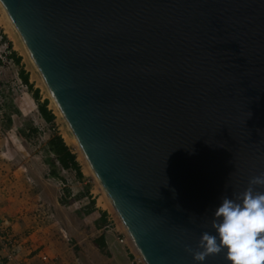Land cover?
<instances>
[{
    "label": "water",
    "instance_id": "1",
    "mask_svg": "<svg viewBox=\"0 0 264 264\" xmlns=\"http://www.w3.org/2000/svg\"><path fill=\"white\" fill-rule=\"evenodd\" d=\"M0 2L145 263L194 264L264 172V0Z\"/></svg>",
    "mask_w": 264,
    "mask_h": 264
},
{
    "label": "rangeland",
    "instance_id": "2",
    "mask_svg": "<svg viewBox=\"0 0 264 264\" xmlns=\"http://www.w3.org/2000/svg\"><path fill=\"white\" fill-rule=\"evenodd\" d=\"M12 52L20 58L18 64L14 62ZM21 71L27 75L31 89L22 82ZM34 90H38L37 99L34 97ZM45 99L48 100L47 109L55 115L51 123L44 121L38 111V104ZM53 135L61 136L71 152L75 154L82 172L81 178H78L73 170H63L59 164H56L54 155L48 150V140ZM76 147L64 118L55 106L40 74L0 6V188L7 182H4L7 170H17L18 175L13 177L11 182L14 188L15 186L24 188L26 180L29 183V178L24 179L28 173L25 169L27 167L25 161L28 156H38L37 158L44 160L50 159L53 162L54 171H57L59 175L57 178H53L54 182L60 187L62 194L65 196L67 188H71V191L76 194V200L79 198L77 194H81L76 206L72 205L69 212L73 216L77 215L82 218V227L84 223L90 225L91 222L83 220L87 216L84 213L85 209L80 211L74 209L78 206L84 207L86 203L93 200L94 215L91 218L98 220L99 226H97L98 231L92 229L90 236L98 237L106 230L101 229L105 225L123 232L122 224L119 222L114 208L104 197L96 177L86 169V164ZM47 168L49 169L50 166ZM47 168H44L46 173H48ZM20 174L25 175L23 179H20ZM6 185L9 183L7 182ZM19 195L18 200L26 198L23 194ZM35 201L37 202V197H35ZM64 201L67 203L69 200L66 198ZM96 210L105 212L104 220L99 218ZM49 220L54 223L52 218ZM1 232L6 233L5 230H1ZM135 260L138 261L137 256ZM138 264H142V262L139 261Z\"/></svg>",
    "mask_w": 264,
    "mask_h": 264
},
{
    "label": "crops",
    "instance_id": "3",
    "mask_svg": "<svg viewBox=\"0 0 264 264\" xmlns=\"http://www.w3.org/2000/svg\"><path fill=\"white\" fill-rule=\"evenodd\" d=\"M37 157L26 158L27 177L20 174V179L24 177L30 181L26 180L24 188H14L11 183L18 175L17 170H7L4 175V182L9 185L6 182L0 188V231L10 234L13 243L7 248L0 246V264H134L131 253L107 230L99 235L103 236L105 243V247L99 249L95 242L99 236H90L92 229L98 231L99 225L98 220L91 218L94 211L87 206L89 202L85 208L78 206L74 209H85L87 216L83 220L91 222L82 227V218L69 212L81 194H77L79 198L76 200V194L67 188L69 195L64 196L54 182L53 178L59 176L57 171L56 175L52 174L54 166L47 159ZM19 194L26 198L18 200ZM66 198L67 203L64 202ZM96 212L100 218L103 211ZM51 218L54 223L50 222Z\"/></svg>",
    "mask_w": 264,
    "mask_h": 264
},
{
    "label": "clouds",
    "instance_id": "4",
    "mask_svg": "<svg viewBox=\"0 0 264 264\" xmlns=\"http://www.w3.org/2000/svg\"><path fill=\"white\" fill-rule=\"evenodd\" d=\"M264 172L253 176L249 186L234 198L222 197L211 212L214 234L201 233L196 249H186L194 264L223 253L228 264H264Z\"/></svg>",
    "mask_w": 264,
    "mask_h": 264
},
{
    "label": "trees",
    "instance_id": "5",
    "mask_svg": "<svg viewBox=\"0 0 264 264\" xmlns=\"http://www.w3.org/2000/svg\"><path fill=\"white\" fill-rule=\"evenodd\" d=\"M9 46V45H8ZM12 55L14 57V62L16 64L19 63L20 58L15 55L14 52H12ZM20 77L22 79V82L31 89V84L28 82L27 75L21 71L20 72ZM34 97L37 99L38 98V90H34ZM47 103L48 100L45 99L43 102L38 104V111L44 121L51 123L55 115L47 109ZM48 150L49 153L53 154L55 157V160L58 162V164L61 166L63 170H73L78 178L82 177V172L80 170V166L78 162L76 161V156L71 152L69 147L65 144L63 141L62 137L59 135H53L49 140H48ZM51 165H53V162L50 159H47ZM53 175L55 174V171H52ZM66 193L65 195H69V190H65ZM66 203V201H64ZM93 207V200L89 201V209H92ZM88 209V210H89ZM87 210V211H88ZM101 220L105 219V212H102L100 214ZM96 244L98 245L99 249H102V247H105L104 239L103 236H99L95 240Z\"/></svg>",
    "mask_w": 264,
    "mask_h": 264
},
{
    "label": "built area",
    "instance_id": "6",
    "mask_svg": "<svg viewBox=\"0 0 264 264\" xmlns=\"http://www.w3.org/2000/svg\"><path fill=\"white\" fill-rule=\"evenodd\" d=\"M119 222H120V219H119ZM104 229H106L107 232L113 234L115 236L116 241L119 244L123 245L126 248V250L131 253L132 258H133V263L135 262V264H138L140 261V262H142V264H144L142 259L139 257V255L135 251L133 243H132V239H131L130 235L128 234L126 228H124L122 226L123 232H120L117 229L109 228L108 225H105ZM12 243L13 242H12V239H11L9 234L3 233V232L0 233V246L7 248V247H11ZM136 256L138 257V261L135 260ZM51 264H53V263H51Z\"/></svg>",
    "mask_w": 264,
    "mask_h": 264
},
{
    "label": "bare ground",
    "instance_id": "7",
    "mask_svg": "<svg viewBox=\"0 0 264 264\" xmlns=\"http://www.w3.org/2000/svg\"><path fill=\"white\" fill-rule=\"evenodd\" d=\"M0 6H1V8L3 9V11H4V13H5L7 19H8L9 22L11 23L12 27L14 28V30H15L16 33L18 34V36H19V38H20V40H21V42H22V44H23L25 50L27 51V48H26L24 42L22 41V38H21V36H20L18 30H17V29L15 28V26L12 24V22H11L10 18L8 17V15H7V13H6V11H5V9H4V7H3V5H2L1 2H0ZM27 54H28V56H29V58H30V55H29L28 51H27ZM30 60H31V62H32L33 65H34V62L32 61L31 58H30ZM34 67H35V65H34ZM35 68H36V67H35ZM36 70H37V69H36ZM37 71H38V70H37ZM38 73H39V72H38ZM39 74H40V73H39ZM40 76H41V75H40ZM41 79H42V77H41ZM42 80H43V79H42ZM43 83H44V81H43ZM44 85H45V83H44ZM45 87H46V85H45ZM46 89H47V87H46ZM47 91H48V89H47ZM48 93L50 94L49 91H48ZM50 96H51V95H50ZM51 98H52V97H51ZM52 100H53V99H52ZM55 106H56V104H55ZM56 107H57V106H56ZM60 114H61V112H60ZM61 116H62V114H61ZM62 117H63V116H62ZM65 122H66V121H65ZM66 124H67V123H66ZM67 126H68V125H67ZM68 128H69V126H68ZM69 130H70V128H69ZM70 132H71V134H72V140H73V142L75 143V145L77 146L76 148H78L79 153H80L81 157L83 158V160H84V162H85V164H86V169H87L90 173H92V174L94 175L91 166L89 165V163H88L86 157L84 156V154H83V152H82V150H81V148H80V146H79V143L77 142V140H76V138L74 137V135H73V133H72L71 130H70ZM94 176H95V175H94ZM95 177H96V176H95ZM96 179H97V178H96ZM97 182H98V184L100 185V188H101V190H102V193H103L104 197L107 199L108 203H110V204L112 205V203H111L109 197H108L107 194L105 193V191H104V189L102 188V186H101L100 182L98 181V179H97ZM112 207H113V205H112ZM113 208H114V207H113ZM115 213H116V211H115ZM116 215L118 216L117 213H116ZM118 217H119V216H118ZM119 219H120V218H119ZM120 222H121L122 226L124 227V224L122 223L121 220H120ZM124 228H125V227H124ZM132 243H133L134 249L136 250V252H137V254L139 255V257L142 259L143 263L146 264L145 261L143 260V258L141 257V255H140V253H139V251H138V249H137V247H136V245L134 244L133 241H132Z\"/></svg>",
    "mask_w": 264,
    "mask_h": 264
}]
</instances>
